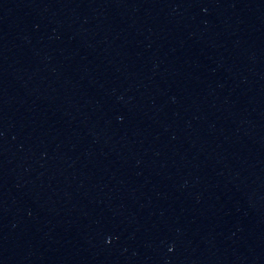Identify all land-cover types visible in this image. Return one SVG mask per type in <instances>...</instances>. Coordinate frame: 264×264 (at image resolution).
Returning a JSON list of instances; mask_svg holds the SVG:
<instances>
[{"label":"water","instance_id":"obj_1","mask_svg":"<svg viewBox=\"0 0 264 264\" xmlns=\"http://www.w3.org/2000/svg\"><path fill=\"white\" fill-rule=\"evenodd\" d=\"M0 264H264V0H0Z\"/></svg>","mask_w":264,"mask_h":264}]
</instances>
